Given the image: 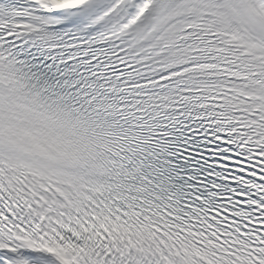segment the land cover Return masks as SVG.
<instances>
[{"label":"snow or ice","instance_id":"obj_1","mask_svg":"<svg viewBox=\"0 0 264 264\" xmlns=\"http://www.w3.org/2000/svg\"><path fill=\"white\" fill-rule=\"evenodd\" d=\"M0 264H264V0H0Z\"/></svg>","mask_w":264,"mask_h":264}]
</instances>
